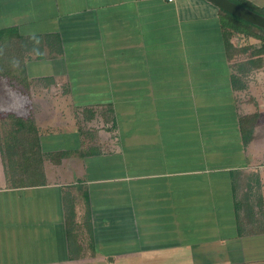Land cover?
Returning <instances> with one entry per match:
<instances>
[{"label": "crops", "instance_id": "obj_1", "mask_svg": "<svg viewBox=\"0 0 264 264\" xmlns=\"http://www.w3.org/2000/svg\"><path fill=\"white\" fill-rule=\"evenodd\" d=\"M263 29L218 0H0L43 160L0 149V264H264Z\"/></svg>", "mask_w": 264, "mask_h": 264}, {"label": "rangeland", "instance_id": "obj_2", "mask_svg": "<svg viewBox=\"0 0 264 264\" xmlns=\"http://www.w3.org/2000/svg\"><path fill=\"white\" fill-rule=\"evenodd\" d=\"M10 47L11 45L6 47L2 45L0 46V149L1 151L6 150L7 145L12 144L15 145L19 151H22L20 147H18L19 142H25L26 144H29L27 145L28 148H32L33 136L29 134L28 129L23 130L22 133H20L18 136L15 134L16 131L18 130L17 122L20 121L21 117L18 116L17 114H14V111L8 109V107H10L13 104L11 97H9L7 94L8 91L10 92L16 91L17 94L19 93L22 96L28 98L27 93H24L23 91L25 87L22 88L23 85L20 82V79L19 78H17L18 80L13 79L15 76H14V72L12 71L13 69L12 65L10 64L11 60H9L10 51L8 49H10ZM20 63L13 64L14 69L17 66L20 70V68H22L23 65V63L22 64ZM26 111L27 112L25 113V115L32 116L31 111L30 112L28 110ZM261 168H264V166H261ZM241 180H243L242 182L245 185L253 184V182L249 178V175L247 174H245L243 179Z\"/></svg>", "mask_w": 264, "mask_h": 264}, {"label": "trees", "instance_id": "obj_3", "mask_svg": "<svg viewBox=\"0 0 264 264\" xmlns=\"http://www.w3.org/2000/svg\"><path fill=\"white\" fill-rule=\"evenodd\" d=\"M232 2H235L239 5H241L242 7L246 8V9H248V10H250V11H252L258 15H261V16L264 15V10L260 11L259 9L253 7L252 5H249L248 3H246L243 0H232ZM13 34L15 35V32L11 31V30L10 31H2V32H0V40L6 36L11 38L13 36ZM230 39L231 38L229 36L227 38V41H226L227 47H229V48L232 47ZM10 75H12V74H10ZM15 78L16 77H14V80H15ZM20 82L23 85V81L20 80ZM9 97H11V96H9ZM11 100H12V97H11ZM22 118L23 117H21L20 121L17 122V127H18L17 129L18 130L16 131L15 134L18 136L20 133H22L23 130L28 129L29 134L31 136H33V138H32L33 146H32V148H28L27 145H29V144H26L25 142H19L18 147H20V149L23 152V155H25V156L23 157V159L14 160L13 157L17 154L18 149L15 145H12V144L7 145V148L5 150V162L7 163V166L9 167L11 173L13 172V170L16 167H20L23 169L25 168L27 170V169L31 168L32 166L41 167V165L43 163V160H42L41 154H40V144H39V139H38V133H37L36 129H34L35 127L33 126V124L25 123L24 119H22ZM248 137H251V133H249L248 131L245 130V139L248 140ZM27 153H30L31 156L32 155H34V156L33 157L27 156L26 155ZM63 157H65V156L64 155L56 156L57 159H60ZM26 173H27V171H26ZM26 176H27V179H29V180L32 179V180H30L31 184H34L33 178L38 177V176H36V177L32 178V177H29L28 175H26ZM19 182L25 184V182L23 180H20ZM16 183H18V182H16Z\"/></svg>", "mask_w": 264, "mask_h": 264}, {"label": "water", "instance_id": "obj_4", "mask_svg": "<svg viewBox=\"0 0 264 264\" xmlns=\"http://www.w3.org/2000/svg\"><path fill=\"white\" fill-rule=\"evenodd\" d=\"M218 2L220 4H222L223 8H225L227 11H229L230 13H233L234 15H237L239 17H242L250 22L255 23L256 25H259L260 27L264 28V19L249 13L248 11L241 9L233 4H231L230 2L226 1V0H218Z\"/></svg>", "mask_w": 264, "mask_h": 264}, {"label": "built area", "instance_id": "obj_5", "mask_svg": "<svg viewBox=\"0 0 264 264\" xmlns=\"http://www.w3.org/2000/svg\"><path fill=\"white\" fill-rule=\"evenodd\" d=\"M169 1H171V2H172V1H174V0H169Z\"/></svg>", "mask_w": 264, "mask_h": 264}]
</instances>
